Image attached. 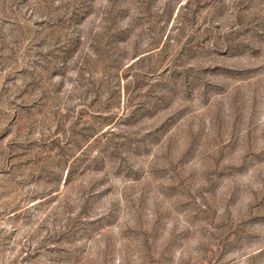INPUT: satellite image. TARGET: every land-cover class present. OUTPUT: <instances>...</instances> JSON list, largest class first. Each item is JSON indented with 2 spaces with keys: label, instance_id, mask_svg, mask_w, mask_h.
<instances>
[{
  "label": "rangeland",
  "instance_id": "obj_1",
  "mask_svg": "<svg viewBox=\"0 0 264 264\" xmlns=\"http://www.w3.org/2000/svg\"><path fill=\"white\" fill-rule=\"evenodd\" d=\"M0 264H264V0H0Z\"/></svg>",
  "mask_w": 264,
  "mask_h": 264
}]
</instances>
